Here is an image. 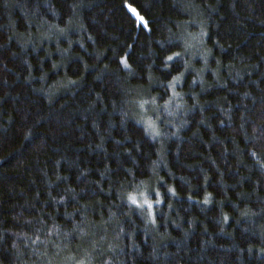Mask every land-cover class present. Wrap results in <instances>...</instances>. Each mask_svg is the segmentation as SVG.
I'll return each instance as SVG.
<instances>
[{
	"label": "trees",
	"instance_id": "1",
	"mask_svg": "<svg viewBox=\"0 0 264 264\" xmlns=\"http://www.w3.org/2000/svg\"><path fill=\"white\" fill-rule=\"evenodd\" d=\"M79 261L264 264V0H0V264Z\"/></svg>",
	"mask_w": 264,
	"mask_h": 264
},
{
	"label": "snow or ice",
	"instance_id": "2",
	"mask_svg": "<svg viewBox=\"0 0 264 264\" xmlns=\"http://www.w3.org/2000/svg\"><path fill=\"white\" fill-rule=\"evenodd\" d=\"M129 10L132 12V14L136 17V19L138 21L141 22V24L143 25V27L145 29L148 28V22L145 20V18L140 15L137 10L134 7H131V5H128ZM176 55H179L178 53ZM167 59L169 61H171L173 59L172 56H168ZM121 64H123V66L125 68H128L129 65L127 64L126 58H121ZM178 77H174L173 81L170 82L169 87L170 88H174L175 87V82L178 80ZM141 107H143V104H141ZM149 129H152V133L153 136H158L159 132L156 131V129L154 128L153 124L151 121L147 122V127L145 129V131L147 132ZM252 155H255V153H252ZM169 191H173V190H169ZM156 196L159 197V193H156ZM63 199V197L61 198ZM127 200L131 205H134L136 208L139 209H144L147 211V214L149 215V217H152V222L155 223V217H154V213H153V207H154V203L153 200L149 198V196L143 192H131L127 195ZM162 201L160 199H156L155 200V204H160ZM205 203H208V200L205 199L204 201ZM225 219H227V217H225ZM37 239H39V237H37ZM33 243H35V241H33ZM78 264H84V261H79Z\"/></svg>",
	"mask_w": 264,
	"mask_h": 264
}]
</instances>
